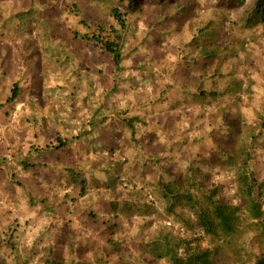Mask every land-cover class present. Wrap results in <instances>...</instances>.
Instances as JSON below:
<instances>
[{
    "label": "rangeland",
    "instance_id": "374dc122",
    "mask_svg": "<svg viewBox=\"0 0 264 264\" xmlns=\"http://www.w3.org/2000/svg\"><path fill=\"white\" fill-rule=\"evenodd\" d=\"M46 1L51 2V19L37 20L36 16V20L41 29L46 28V22L49 31L62 26L67 43L60 45V38H52L41 30L39 38L32 39L33 36L26 34L29 47L22 51V40H10L16 34L14 31L17 26L8 19L6 10L10 11L23 2H41L43 5ZM158 1L143 0L141 9L128 15L129 27L125 37L129 51L125 54L131 55L132 51L137 53L134 62H144L149 51L156 52L159 58L161 54L160 60L165 61V64L161 65L160 60L158 64L164 74L169 75L176 60H182L187 66L184 61L191 62L198 56L194 47L196 42L212 43L218 55L210 64L219 66L225 76L216 79L218 85L215 86V95L209 98L210 106L199 105L197 113L204 112V116L188 125L200 130L192 131L182 125L179 127L177 122L178 132H175L176 128L171 133L162 129L167 139L162 141L157 150L164 152L161 155L166 156L165 167L173 176L183 177L187 173L186 165L192 163L195 178L204 183L202 186L205 189L217 184V198H222L228 204H236L234 163L227 149L231 144L236 150L242 135L252 134L254 130V139L250 142L253 147L251 156L259 166L258 173L254 174L260 182H264V131L251 128L253 120L247 115L248 112L250 114V111L247 112L249 108H243L244 105L254 108L260 101H263L260 104L264 108V24L253 29L242 25L243 13L252 6L253 0H245L244 5L230 0H164L163 4L157 5ZM128 6L127 0H0V264H35L44 246L48 245L60 258L67 260L68 244L72 240L75 241L77 252L83 251L85 244H89L93 250L104 252L109 260H114V249L105 247L108 235L101 231V222L114 221L108 201L124 202L129 198V187H132L130 192L141 193L134 206L141 207L143 214H130L127 210L115 221L118 227L114 239L122 248L135 236V231L144 230L142 234H146L157 221L171 223L174 220L173 215L164 211L165 203L158 190L147 195L146 184H153V178L147 176L144 185L138 170L132 172V166L136 162H143L145 158L138 153L128 133L119 142L123 148L121 151L95 159L97 170L117 168L120 172L109 170L107 175L95 172L92 177L84 173L86 184L82 188L87 195L81 199L78 197L80 186L67 188L63 182V166L54 159L58 150L56 154L51 151L43 153V156L29 153L30 129L34 131L33 135L41 137L45 128L42 122L45 120L47 127L52 128V134L62 136L64 145L68 144L66 139L69 137L83 135L82 139L91 147L98 146L100 136L97 131L88 135L91 131L90 122L103 127L105 133L113 121L126 120L128 123L130 117L135 115L132 110L137 100L134 91L137 94L141 88L145 89L142 86L143 78L137 77L135 82L129 80L126 84L122 81L113 92L114 70L108 71L107 64L100 58H89L93 53L82 48L81 43L79 46L74 45L78 49L68 43L70 39L79 41L73 34H78L77 38L86 34L85 29L78 28L79 18L87 20L93 16L95 20L109 21V13L113 8L126 13ZM181 7L183 9L179 13ZM91 27L93 30V23ZM231 43L234 46L228 45ZM158 47L164 49L158 50ZM12 58L20 66L15 73H11V69L3 70V65ZM246 62L253 64L250 67ZM133 71L136 73V70ZM174 78L180 84L185 81L187 76L184 68L179 67ZM14 85L18 86L14 92L16 99L6 104L13 94ZM225 88L229 91L225 92ZM152 89L157 91L154 86ZM142 100L138 96L136 103ZM163 106L168 114L177 108L171 102ZM151 109L154 110L153 107ZM209 112H214L215 119L214 116L209 118ZM185 114L188 118L189 114L195 113L185 111ZM167 116L163 114L161 119L165 120ZM182 121L181 124L185 125ZM200 123V126H196ZM62 129L66 131L61 133ZM141 130L152 138L153 133L147 125ZM179 135H185L186 138L182 141L177 137ZM154 138L158 140V137ZM63 152L64 155H70L66 148ZM24 162L33 164V167H22ZM84 165L88 167V164ZM121 177L126 179L129 187L121 185L115 186L113 190L105 188L107 185L113 186L115 180ZM198 189L199 186L194 187L193 193L197 194ZM65 193L74 200H80L81 203L77 204L80 208L78 213H63L68 207L74 208L71 203L64 201ZM42 199L46 202L42 203ZM51 205L53 211L50 210ZM89 211L97 216L98 226L85 224ZM144 217L147 219L144 220ZM207 239L205 237L201 241L202 245L206 244ZM90 257L91 254L86 252L85 258L90 260Z\"/></svg>",
    "mask_w": 264,
    "mask_h": 264
},
{
    "label": "trees",
    "instance_id": "16d2710c",
    "mask_svg": "<svg viewBox=\"0 0 264 264\" xmlns=\"http://www.w3.org/2000/svg\"><path fill=\"white\" fill-rule=\"evenodd\" d=\"M127 1L129 4L128 11L121 13L119 9L113 8L109 13V21L95 20L93 16H90L87 20L79 18L78 28L85 29L86 34L79 35V38H77L78 34L77 36L73 34V37L79 39V41L73 42L74 39H70L68 43H71L74 49L81 43L82 48L93 53L89 58L95 57L96 60L100 58L103 63L107 64L108 71L114 70V76L112 77V81L115 83L113 92L118 89L119 83L121 84L122 81H125L124 84H126L129 80L135 82L134 79L137 77L143 78L142 86H145V89H143L145 91L142 88L137 94L134 91L137 100L138 96L143 99L141 103H136L137 100L133 101L132 110H134L135 115L130 117L128 123H126V120L113 121L109 124V129L105 133L103 127H98L97 123L90 122L91 131L88 135L97 131L98 136H100L98 137V146L91 145V147L90 144L84 141L85 139H82L83 135L69 137L66 139L68 144L64 145L62 136L58 133L52 134V128L47 127L45 120L42 122L45 128L41 137L33 135L34 131L29 128L31 132V152L29 153L43 156V153L48 154L51 151L56 154L58 150V153L54 155V159L58 165L61 163L63 166V182L67 188L80 186L78 197L81 199L87 195L85 189L82 188L86 184V181L83 180L84 173L92 177L95 172L106 175L109 170L120 172V169L117 168L97 170L95 159L96 157L103 158L106 155H115L114 153L117 150L121 151L123 148L120 147L119 142L122 141L121 137L128 133L138 153H141L145 158L143 162H136L132 166V172L138 170L140 178H143L144 185L147 176L153 178V184H146L148 187L147 195L149 196L158 190L159 196L165 203L164 211L168 215H173L174 220L171 223L169 221H157L154 228L146 234H142L144 230L135 231V236L127 241L129 247L126 245L125 248H122L121 245L117 244L114 236L117 233L118 224L115 221H117L120 214H124L127 210L131 212L130 214H143L141 207L136 206L135 208L134 206L137 204L135 201L141 193L134 194L130 192L132 187L127 186L126 179L121 177L115 180L116 183L113 186L107 185L105 188L113 190L115 186L124 185V187H129L127 188V190L129 189V198L120 203L114 200L108 201L110 210L114 214V221L102 220L101 222V231L108 235V238L104 239L105 247L114 249L116 258L109 260L108 255L93 250L89 244H85V246L83 244L85 251L77 252L75 241L72 240L68 244L67 260L60 258L53 247L48 245L44 246L35 264H264V182H260L255 177L254 173H258L257 168L259 166L256 165L251 156L253 147L250 143L253 141L256 131L254 130L252 134H243L241 140H239L241 143L236 150H233L234 147L231 144H229L231 147L227 149L228 156L234 163L233 183L236 204H228L223 202L222 198H217L218 188L216 186L219 187L217 184L205 189L202 186L204 183L196 180L192 163L186 165L187 173L183 177L181 175L173 176L165 167L167 159L165 155H161L164 152L160 153V150H157L162 141L167 139V135L164 134L162 129H166V132L171 133L172 129L175 131L176 128L177 130V122H179V127L182 125L183 128H190L188 125L192 122L195 123V120H199L204 116V112L197 113L199 105L210 106L211 101L209 98L215 95V86L218 85L216 79L225 76L221 73L222 69L219 66H211L210 64L211 61L213 62L217 58L216 46L212 43L201 44L196 42L194 47L198 51V56L194 57L191 62L189 60L184 61L187 66H184L182 60H176V62H173L174 67L170 69L169 75H165L163 68L158 64L161 54L159 58L156 52L149 51L148 56H145L146 62L143 60L145 63L142 61L134 62L138 54L134 51L131 55L125 54L129 51L126 48L128 40L125 35L129 27L128 15L140 10L143 0ZM230 1L236 2L238 5L245 4V0ZM163 3L164 0H160L157 5ZM40 5L41 2H23L20 6L12 7L10 11L6 8L8 19L17 26H15L16 30L14 31L16 34H13L10 40L14 41L17 38L20 41L22 40L24 46L21 49L22 51L27 50L29 47L26 42L28 38L26 34L33 36L32 39L39 38L41 30L52 38H60V45L67 43V37L61 29L62 26H57V29L51 28L49 31L48 24L44 22L46 30L41 29L37 20L41 18L49 21L52 15L50 1ZM182 9L181 7L178 12L181 13ZM179 13L178 15H181ZM241 21L247 29H253L259 24H264V0H253L252 6L244 11ZM92 23L94 25L93 30L91 29ZM228 45L234 46L233 43ZM157 49L164 48L158 47ZM224 50L225 48L222 51ZM57 57L59 58V56ZM160 62L161 65L165 64L163 60H160ZM245 64H249L251 67L253 62H246ZM3 66V70L11 69V73H15L17 68L20 69L19 62L13 58ZM179 67L184 68L187 76L181 84L177 83L174 78ZM133 70H136V73ZM141 71L144 72L141 73ZM153 86L157 91H153ZM225 89V92L229 91V89ZM17 90L18 86L14 85L13 94L7 99L6 104L14 102L16 99L14 92ZM111 95L114 96V94ZM166 102H171L177 107L173 113L168 114L165 111L163 104ZM261 102L263 103V101H260L254 108L249 105H244L243 108H249L247 112L250 111V114L248 112L247 115L253 120L250 123L251 128L264 131V108L260 104ZM151 107L154 108L153 111ZM162 111L163 113H160ZM185 111L195 114H189L187 118ZM163 114L168 115L165 120L161 119ZM208 116L213 118L214 112H209ZM181 121L185 125L181 124ZM146 125L153 133L152 138L141 132L142 127ZM190 129L192 131L200 130L195 126ZM64 131L66 130L62 129L60 132ZM48 132L50 134L46 136ZM81 132L83 133V131ZM175 132H178V130ZM154 137H158V140H154ZM177 137L181 140L186 138L185 135ZM64 148L70 151V155L63 154ZM100 148L102 149L101 153H99ZM230 153L232 156H230ZM85 163L88 164V170L84 165ZM22 167H33V164L28 165L24 162ZM197 186H199V189L195 194L193 188ZM63 198L64 201L74 206L73 209L68 207L63 213L68 215L70 212V215H74L80 211L77 206L81 203L80 200L70 198L68 193H65ZM41 202L45 203L46 201L42 199ZM143 204L142 207H144ZM52 206H50L51 211L54 210ZM146 219L144 217V220ZM89 223H92L95 227L98 226V219L93 211L86 214L85 224ZM175 223L178 226L174 225ZM97 233L100 234V232ZM205 237L208 239L206 244L202 245L201 241ZM101 239H103L102 233ZM86 252L91 254L90 260L85 258Z\"/></svg>",
    "mask_w": 264,
    "mask_h": 264
},
{
    "label": "crops",
    "instance_id": "0c3cea01",
    "mask_svg": "<svg viewBox=\"0 0 264 264\" xmlns=\"http://www.w3.org/2000/svg\"><path fill=\"white\" fill-rule=\"evenodd\" d=\"M16 70H18V68Z\"/></svg>",
    "mask_w": 264,
    "mask_h": 264
}]
</instances>
